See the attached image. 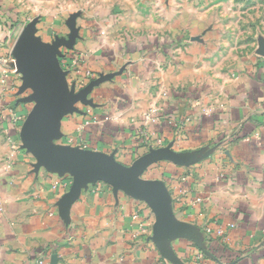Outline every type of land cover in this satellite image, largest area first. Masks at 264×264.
Instances as JSON below:
<instances>
[{
    "label": "crops",
    "instance_id": "crops-1",
    "mask_svg": "<svg viewBox=\"0 0 264 264\" xmlns=\"http://www.w3.org/2000/svg\"><path fill=\"white\" fill-rule=\"evenodd\" d=\"M20 13L102 79L49 142L140 183L40 164L0 83V264H264V0H0V56Z\"/></svg>",
    "mask_w": 264,
    "mask_h": 264
},
{
    "label": "water",
    "instance_id": "water-1",
    "mask_svg": "<svg viewBox=\"0 0 264 264\" xmlns=\"http://www.w3.org/2000/svg\"><path fill=\"white\" fill-rule=\"evenodd\" d=\"M34 18L18 36L12 48L23 85L35 89L34 105L19 128L22 148L33 154L46 167L62 166L74 173L78 181L102 180L114 185L140 183L135 176L120 173V167L111 157L71 145L49 142L60 118L74 109L78 101L85 102L90 89L102 79H92L75 91L60 63L63 39L47 43L36 36ZM139 173V172H138Z\"/></svg>",
    "mask_w": 264,
    "mask_h": 264
},
{
    "label": "built area",
    "instance_id": "built-area-1",
    "mask_svg": "<svg viewBox=\"0 0 264 264\" xmlns=\"http://www.w3.org/2000/svg\"><path fill=\"white\" fill-rule=\"evenodd\" d=\"M61 66L64 70L71 72L74 70V73L76 74V77L74 78H68L69 84H73L75 89L78 87L83 86L85 83L89 82V79L93 78V74L90 70L82 69L81 67V57L77 55V57H72L69 61L66 60H60ZM83 71V72H82ZM82 72V73H81ZM20 77V73L18 72L16 60L12 53H9L5 56H0V83L2 85L1 93H3L6 88L4 86H8L11 91H15L17 89L16 84V78ZM85 81L84 84H81V81ZM156 110L149 111L145 118H149L151 114L155 113ZM157 143L160 142L159 139H156ZM82 145V144H81ZM81 148H85L86 146L83 144L80 146ZM235 226L234 223H228V225L224 228L221 225L218 226L215 229L214 234L216 236H224L226 234V231L230 228H233ZM207 233H212V230L209 227H206ZM203 256L202 253L198 255V258L200 259ZM38 263H42V260H39Z\"/></svg>",
    "mask_w": 264,
    "mask_h": 264
},
{
    "label": "rangeland",
    "instance_id": "rangeland-1",
    "mask_svg": "<svg viewBox=\"0 0 264 264\" xmlns=\"http://www.w3.org/2000/svg\"><path fill=\"white\" fill-rule=\"evenodd\" d=\"M249 16V15H248ZM250 16H251V14H250ZM29 18V16H24L23 14H19V15H17L16 16V21H15V23H14V28L16 29V31H17V34H16V36L15 37H10V41H7V43L9 44V45H14L15 44V42H16V40H17V38H18V36L20 35V33L22 32V30L27 26V25H29V23L33 20L31 17H30V19H28ZM262 20H263V17H262ZM245 30L247 31V28H245ZM177 44H173V47H175ZM74 57H77L76 55L75 56H73V58ZM83 72V71H82ZM81 72V73H82ZM67 78H68V75H67ZM93 79V78H92ZM92 79H89V82L92 80ZM88 83V82H87ZM18 88V87H17ZM18 92H19V90L17 91V93H16V97L19 99V94H18ZM25 118V117H24ZM23 121V120H22ZM19 141H20V139H19ZM83 149V148H82Z\"/></svg>",
    "mask_w": 264,
    "mask_h": 264
},
{
    "label": "trees",
    "instance_id": "trees-1",
    "mask_svg": "<svg viewBox=\"0 0 264 264\" xmlns=\"http://www.w3.org/2000/svg\"><path fill=\"white\" fill-rule=\"evenodd\" d=\"M72 57L71 56H67V55H61V57L59 58L60 60H66V61H69ZM71 72H74V70H72ZM80 80V78H79ZM81 81V84H84L85 81L83 80H80ZM144 138V137H143Z\"/></svg>",
    "mask_w": 264,
    "mask_h": 264
}]
</instances>
